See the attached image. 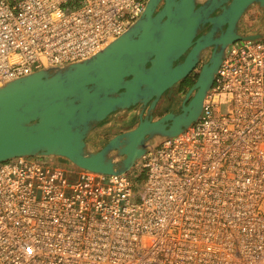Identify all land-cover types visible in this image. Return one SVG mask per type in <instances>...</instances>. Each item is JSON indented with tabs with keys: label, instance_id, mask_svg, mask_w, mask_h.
I'll use <instances>...</instances> for the list:
<instances>
[{
	"label": "built area",
	"instance_id": "obj_1",
	"mask_svg": "<svg viewBox=\"0 0 264 264\" xmlns=\"http://www.w3.org/2000/svg\"><path fill=\"white\" fill-rule=\"evenodd\" d=\"M148 0H0V85L80 62ZM107 175L0 162V264H264V37L233 42L202 110Z\"/></svg>",
	"mask_w": 264,
	"mask_h": 264
},
{
	"label": "water",
	"instance_id": "obj_2",
	"mask_svg": "<svg viewBox=\"0 0 264 264\" xmlns=\"http://www.w3.org/2000/svg\"><path fill=\"white\" fill-rule=\"evenodd\" d=\"M253 4L264 8V0H205L199 5L197 0H148L123 34L90 58L0 85V162L57 156L79 169L127 173L157 140L175 137L197 120L220 55L202 66L186 98L196 90L194 96L180 114L155 121L140 116L136 126L96 150L88 149L91 132L112 113L148 101L152 107L166 90L170 95L206 47L219 44L222 50L235 41L264 37L263 31L237 32V23ZM205 25L209 31L197 36ZM218 30L220 36L213 39Z\"/></svg>",
	"mask_w": 264,
	"mask_h": 264
},
{
	"label": "flooded vegetation",
	"instance_id": "obj_3",
	"mask_svg": "<svg viewBox=\"0 0 264 264\" xmlns=\"http://www.w3.org/2000/svg\"><path fill=\"white\" fill-rule=\"evenodd\" d=\"M205 1V0H204ZM203 1V2H204ZM200 4V3H199ZM198 4V5H199ZM219 13V10L212 13V16ZM245 13V12H244ZM243 16V15H242ZM224 28V26H223ZM210 29L209 25H205L203 29L199 32L197 36L203 35L208 32ZM237 32H239L238 23H237ZM221 34V30L216 31L212 38L217 39ZM242 34V33H240ZM231 45V44H230ZM230 45H226L222 50L219 44H212L206 47L200 54L199 61L194 69L183 79L178 81L175 85H173V92L169 95L168 90H166L156 101V103L151 107V101H148L145 105L141 103H137L128 109L125 110L123 115H115L112 113L109 117H107L104 121H113L112 124L120 120H128L129 122L135 123L136 126L139 122L140 116L144 119L146 116L150 118L152 121L158 120L164 115L168 113H172L174 115H178L182 112L183 104L185 106L188 105L190 100L193 98L194 93L196 90H192L189 96L186 98L187 93L194 85L195 81L197 80L198 74L204 64L209 63L210 59L215 55H220L221 61L223 56L226 53V50ZM183 58H181L182 60ZM221 63V62H220ZM215 77V76H214ZM214 81V80H213ZM213 84V82H212ZM211 84V86H212ZM205 97V96H204ZM204 100V99H203ZM203 104V101H202ZM202 110V108H201ZM201 112V111H200ZM112 115L114 116L113 118ZM199 116V115H198ZM110 118V119H108Z\"/></svg>",
	"mask_w": 264,
	"mask_h": 264
},
{
	"label": "rangeland",
	"instance_id": "obj_4",
	"mask_svg": "<svg viewBox=\"0 0 264 264\" xmlns=\"http://www.w3.org/2000/svg\"><path fill=\"white\" fill-rule=\"evenodd\" d=\"M204 0H197V3H202ZM239 32L242 34H252L256 32L263 31L264 32V8H260L257 4L251 5L243 14L241 19L238 23ZM263 38V37H262ZM260 38V39H262ZM125 113H117L118 115H123ZM115 113L114 116L117 115ZM112 115L113 118L114 117ZM108 118V119H110ZM113 121H103L99 124L97 128H95L91 134L89 135L87 142H88V149L90 150H96L102 147L107 140H109L111 137L116 135L117 133L129 130L134 127L135 123L129 122L128 120H120L117 122L116 125L110 124ZM160 140H157V145ZM155 144V145H156ZM43 161L50 162L53 164H60V163H68L66 160L62 159L61 157L57 156H41ZM60 162V163H59ZM74 168H76L73 164H70ZM135 165V164H134ZM128 175L133 178H142L144 175V172L137 168L136 166H133L128 172Z\"/></svg>",
	"mask_w": 264,
	"mask_h": 264
},
{
	"label": "crops",
	"instance_id": "obj_5",
	"mask_svg": "<svg viewBox=\"0 0 264 264\" xmlns=\"http://www.w3.org/2000/svg\"><path fill=\"white\" fill-rule=\"evenodd\" d=\"M116 124H117V122H116L114 125H116ZM59 163H60V162H59ZM60 164L66 166V167H68V168H70V169L73 168V166H71L70 164H68V163H66V162H64V163H60Z\"/></svg>",
	"mask_w": 264,
	"mask_h": 264
},
{
	"label": "bare ground",
	"instance_id": "obj_6",
	"mask_svg": "<svg viewBox=\"0 0 264 264\" xmlns=\"http://www.w3.org/2000/svg\"><path fill=\"white\" fill-rule=\"evenodd\" d=\"M216 74V73H215ZM215 76V75H214ZM214 80V79H213Z\"/></svg>",
	"mask_w": 264,
	"mask_h": 264
}]
</instances>
